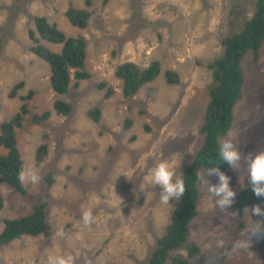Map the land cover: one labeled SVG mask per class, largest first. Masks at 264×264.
<instances>
[{
	"label": "rangeland",
	"instance_id": "1",
	"mask_svg": "<svg viewBox=\"0 0 264 264\" xmlns=\"http://www.w3.org/2000/svg\"><path fill=\"white\" fill-rule=\"evenodd\" d=\"M0 0V124L9 120L34 91L29 101L32 113L46 110L52 116L44 124L26 117L17 130L18 148L24 166L32 164L41 173L38 185H24L21 195L0 182V233L7 219L26 215L34 201L51 203L46 230L39 236H22L0 245V264H46L49 253H71L75 264H146L166 232L173 209L180 202L164 204L159 186L148 181L149 170L160 160L176 162V172L194 158L201 144L209 89L214 84L207 64L222 53V39L240 30L255 9L257 0ZM70 4L95 11L89 25H72L65 12ZM46 16L69 36L84 35L88 42L86 66L91 78L82 80L67 94L54 91L49 64L33 51L35 17ZM38 35V34H37ZM42 42L53 51L62 45ZM160 60L161 74L145 84L132 98H125L123 83L115 69L125 61L148 66ZM247 80L237 103L234 121L225 139H231L242 154L264 151V43L258 59L245 58ZM175 70L179 84L166 81V71ZM24 82L14 96V85ZM114 92L106 98L108 88ZM73 104L68 115L54 109L56 100ZM102 109L100 122L89 111ZM19 112V111H18ZM126 119L131 127L125 128ZM47 144L45 158L36 155ZM0 153L7 149L0 146ZM217 183L213 175L207 177ZM51 174L53 184L46 187ZM231 186L238 193L246 169L229 168ZM126 183L129 188L124 189ZM141 188L144 194L140 192ZM199 215L191 224L190 243L199 252L192 264H264V217L245 211L243 225L230 210L221 211L199 181ZM181 199V198H180ZM264 207V203L260 204ZM90 209L95 223L85 227L81 216ZM251 209V207L247 208ZM261 222V231L251 234ZM185 248L170 253L185 255ZM168 261V262H169Z\"/></svg>",
	"mask_w": 264,
	"mask_h": 264
},
{
	"label": "trees",
	"instance_id": "2",
	"mask_svg": "<svg viewBox=\"0 0 264 264\" xmlns=\"http://www.w3.org/2000/svg\"><path fill=\"white\" fill-rule=\"evenodd\" d=\"M91 5V0H88ZM95 14L89 8H79L70 4L65 12L70 23L76 27L85 28ZM38 34V35H37ZM34 40L32 51L45 60L50 67V83L55 92L67 94L71 88L72 73L78 86L82 80L90 79L91 73L87 69L88 42L84 35L69 36L62 31L56 23L49 21L46 16L35 17V30H30ZM42 40L62 45L60 52L53 51ZM222 53L207 64L212 71L214 84L209 89V102L206 105L203 123L200 126L201 144L195 152L193 160L184 167L182 178L185 180L186 191L180 202L175 206L167 225L166 232L158 239L157 246L146 264H192L191 259L199 252L197 243H190L191 224L199 215L198 204L200 198L199 175L209 166H219L218 150L223 138L230 132L234 111L237 103L243 98V88L247 80L245 71V58L252 53L258 59L264 43V0H257L252 15L245 20L243 27L235 32L228 33L221 41ZM4 41L0 39V50ZM160 60H152L148 66H141L133 61H125L115 69V76L122 80V92L125 98H132L147 83L155 81L161 74ZM166 81L170 84H179L180 76L175 70L166 71ZM24 82L14 85L11 95L22 88ZM100 89L108 88L105 97L109 98L114 89L106 82L97 84ZM34 91L22 96L23 103L9 120L0 124V146L7 149V153H0V182L7 184L14 191L24 196H29L28 191L18 179V172L24 166L21 152L18 148L17 130L23 126L26 117L31 116V121L44 124L52 116L50 110L32 113L29 101L33 98ZM54 109L59 115H68L73 110V104L58 99ZM102 109L99 106L89 111V116L100 122ZM132 120L126 119L125 128L131 127ZM47 144L40 145L37 151V161H42L47 154ZM225 173L230 167L220 165ZM247 178V177H246ZM237 193L235 203L229 209L237 217L240 226L243 225L245 209L256 204L264 203V198H257L247 187ZM46 187L53 184L51 174L45 177ZM124 189L129 186L124 183ZM51 203L34 201L32 209L24 216L7 219L2 233L0 245H6L22 236H39L46 230L51 213ZM4 207V199L0 197V211ZM185 248V255L177 254L171 257L170 253ZM169 261V262H168ZM113 264V263H112Z\"/></svg>",
	"mask_w": 264,
	"mask_h": 264
},
{
	"label": "clouds",
	"instance_id": "3",
	"mask_svg": "<svg viewBox=\"0 0 264 264\" xmlns=\"http://www.w3.org/2000/svg\"><path fill=\"white\" fill-rule=\"evenodd\" d=\"M219 160L222 164H227L233 170H239L243 166L247 171V187L257 197L264 198V151L249 153L246 157L231 139H225L219 145ZM220 165L209 166L207 169V177L215 175L218 178L217 183H210L209 179H205L203 173L198 172L200 182L207 188V192L213 198L218 209L228 211L235 203L237 196L236 190L231 186V177L225 174ZM176 162L162 159L157 162L150 170L148 181L155 187L159 186L160 200L164 204L170 201H178L186 191L185 180L176 172ZM18 181L24 185L36 186L40 183L42 177L39 169L32 164H27L18 172ZM241 187H245L241 183ZM144 194L143 188L140 190ZM251 217H264V207L256 204L251 209H245ZM82 223L85 227L95 223L93 212L88 210L82 211ZM258 227H254L251 234H257L261 231V222H256ZM46 264H75V257L71 253L61 254L59 252L49 253L46 257Z\"/></svg>",
	"mask_w": 264,
	"mask_h": 264
}]
</instances>
